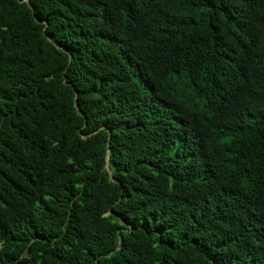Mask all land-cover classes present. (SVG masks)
<instances>
[{"label": "trees", "instance_id": "16d2710c", "mask_svg": "<svg viewBox=\"0 0 264 264\" xmlns=\"http://www.w3.org/2000/svg\"><path fill=\"white\" fill-rule=\"evenodd\" d=\"M0 264H264V0H0Z\"/></svg>", "mask_w": 264, "mask_h": 264}]
</instances>
